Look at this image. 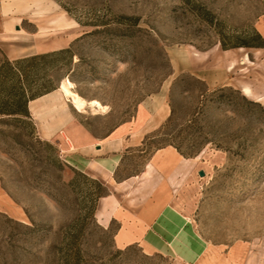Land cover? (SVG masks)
Listing matches in <instances>:
<instances>
[{"label":"rangeland","instance_id":"rangeland-1","mask_svg":"<svg viewBox=\"0 0 264 264\" xmlns=\"http://www.w3.org/2000/svg\"><path fill=\"white\" fill-rule=\"evenodd\" d=\"M32 5L37 14L53 10L55 29L63 15L76 22L56 31L77 35L70 52L35 67L44 86L57 87L37 110L45 124L47 116L66 122L69 107L75 119L45 139L33 118L0 116V264H185L169 252L119 247L117 224L107 225L119 203L137 206L147 197L154 179L141 173L169 144L194 157L193 174L171 187L194 236L205 245L243 244L249 259L264 264V0ZM6 63L0 45V69ZM66 80L72 95L99 99L108 113L78 106ZM228 86L233 95L216 92ZM143 103L157 112L155 129L110 154L119 157L116 181L140 177L123 186L82 171L75 140H104L119 125L139 129L148 117Z\"/></svg>","mask_w":264,"mask_h":264},{"label":"crops","instance_id":"crops-1","mask_svg":"<svg viewBox=\"0 0 264 264\" xmlns=\"http://www.w3.org/2000/svg\"><path fill=\"white\" fill-rule=\"evenodd\" d=\"M41 1L45 6L48 4V0ZM39 2L38 0H0V45L7 59L16 60L67 48L77 37L72 33L67 37L56 34V31L67 32L75 26L55 29L52 23L55 18L50 17L53 10L46 14L34 13L35 7L32 4ZM14 9L15 11H12ZM259 23H261L260 32L264 36V18ZM51 100L52 96L48 93L29 102V110L37 130L45 139H51L63 128L73 125L75 119L69 107L66 122L54 125L55 121L47 116L51 125L47 126L45 119L37 110ZM143 105L148 111V117L139 129L133 132L123 128L124 125H119L104 140H97L91 136L83 140L74 139V148L84 154L79 162L82 171H87L91 175L96 173L103 181L106 179L110 182L112 177L116 184L123 186L133 177H140L136 175L116 181L115 173L119 157L116 155L112 157L110 154L117 153L120 147L125 149L133 146L138 139L141 140L144 135L155 129L152 125L158 117L157 112L149 104L143 103ZM71 149L69 144H66L64 151ZM105 152L107 154H104ZM193 159L194 157L181 154L173 145L161 147L153 152L141 173L145 178L154 179L150 193L137 206L119 203L110 213L107 225H111L112 222L117 224L114 234L115 243L119 247L139 245L147 254L169 252L183 259L185 264H259L257 260L249 259L246 246L243 244L205 245L194 236L195 233L186 222L185 215L177 207V195L171 188L178 178H188L193 174L194 165L191 162ZM150 164L153 166L151 171H149Z\"/></svg>","mask_w":264,"mask_h":264},{"label":"trees","instance_id":"trees-1","mask_svg":"<svg viewBox=\"0 0 264 264\" xmlns=\"http://www.w3.org/2000/svg\"><path fill=\"white\" fill-rule=\"evenodd\" d=\"M258 35L263 41V44L258 46L264 47V38L260 33ZM245 46L249 45L246 44ZM68 52H70V47L16 60L7 59V63L0 69L2 74V81L0 82V116H9L20 120L32 119L29 102L57 88L54 84L44 86L40 82L39 69L37 70L35 67L39 65V62ZM216 92H229L230 95H233L236 90L228 86L221 87ZM175 147L181 154L193 157L184 153L178 146Z\"/></svg>","mask_w":264,"mask_h":264},{"label":"bare ground","instance_id":"bare-ground-1","mask_svg":"<svg viewBox=\"0 0 264 264\" xmlns=\"http://www.w3.org/2000/svg\"><path fill=\"white\" fill-rule=\"evenodd\" d=\"M38 1L41 2V0H38ZM48 6H50V5L47 4L45 6V8L43 7L42 9H50V8H48ZM36 8L38 9L37 6H36ZM75 23H76L75 21L68 20L67 17L64 16V15L62 17H60L57 20V22H56L57 26H59L62 29L63 28H68V27H70L71 25H73ZM20 32H21V30H20ZM73 86H74V83L71 82L70 80H66L65 81V88H66L65 91H66L67 96H72V98L74 99V101L77 103L78 106H80V107L81 106L88 107L91 110L92 114H106V113H108L109 106L105 105L104 103H102L99 99L93 98V99H88L87 100V99L82 98V97H80L78 95H74V94L72 95V90L71 89H72ZM56 93H58V92H56ZM50 94H51L52 97H56V94L54 92H51Z\"/></svg>","mask_w":264,"mask_h":264},{"label":"water","instance_id":"water-1","mask_svg":"<svg viewBox=\"0 0 264 264\" xmlns=\"http://www.w3.org/2000/svg\"><path fill=\"white\" fill-rule=\"evenodd\" d=\"M99 148H100V146H98ZM201 175H204L205 174V172L204 171H201V173H200Z\"/></svg>","mask_w":264,"mask_h":264}]
</instances>
